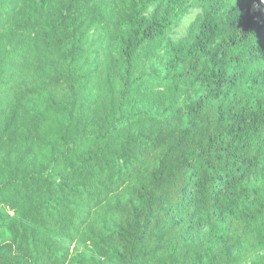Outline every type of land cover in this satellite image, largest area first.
<instances>
[{
    "label": "trees",
    "instance_id": "obj_1",
    "mask_svg": "<svg viewBox=\"0 0 264 264\" xmlns=\"http://www.w3.org/2000/svg\"><path fill=\"white\" fill-rule=\"evenodd\" d=\"M0 264H264V0H0Z\"/></svg>",
    "mask_w": 264,
    "mask_h": 264
}]
</instances>
